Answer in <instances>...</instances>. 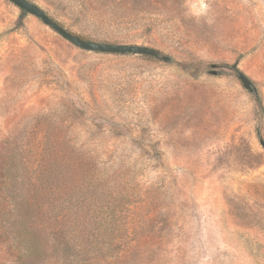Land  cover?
I'll list each match as a JSON object with an SVG mask.
<instances>
[{
    "label": "rangeland",
    "instance_id": "rangeland-1",
    "mask_svg": "<svg viewBox=\"0 0 264 264\" xmlns=\"http://www.w3.org/2000/svg\"><path fill=\"white\" fill-rule=\"evenodd\" d=\"M28 1L170 61L0 0V264H264V0ZM18 153L48 172L32 260L2 221Z\"/></svg>",
    "mask_w": 264,
    "mask_h": 264
},
{
    "label": "trees",
    "instance_id": "trees-1",
    "mask_svg": "<svg viewBox=\"0 0 264 264\" xmlns=\"http://www.w3.org/2000/svg\"><path fill=\"white\" fill-rule=\"evenodd\" d=\"M230 69L236 71L237 66H230ZM38 162L32 161L31 158L24 160L18 153L13 154L4 166L3 194L6 196L9 191H13L16 193L14 199L17 200L13 202L12 214L3 216V227L7 239L21 260H32L45 252L41 245L45 242L41 236L47 222L44 219L45 204L42 198L46 197L47 192H44L45 189H41V186H44L43 182L48 172L46 167ZM22 180L28 184L26 190L23 189L25 184ZM58 218L62 220L64 217H56L55 221Z\"/></svg>",
    "mask_w": 264,
    "mask_h": 264
},
{
    "label": "water",
    "instance_id": "water-1",
    "mask_svg": "<svg viewBox=\"0 0 264 264\" xmlns=\"http://www.w3.org/2000/svg\"><path fill=\"white\" fill-rule=\"evenodd\" d=\"M22 11L30 14L32 16L40 19L45 25L52 28L65 40L73 44L74 46L90 52H100L105 54H121V55H140V56H152L154 58H161L162 60L169 62L170 58L167 56H161V54L152 48L138 45H126V44H105L94 41H86L82 38L75 36L65 29H63L59 24L54 22L39 6L28 1V0H9ZM238 78L241 81L245 89L251 91L252 82L242 73H238Z\"/></svg>",
    "mask_w": 264,
    "mask_h": 264
}]
</instances>
